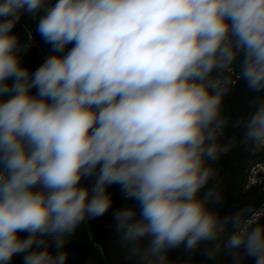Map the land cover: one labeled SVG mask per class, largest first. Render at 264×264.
Returning <instances> with one entry per match:
<instances>
[{"label":"clouds","instance_id":"1","mask_svg":"<svg viewBox=\"0 0 264 264\" xmlns=\"http://www.w3.org/2000/svg\"><path fill=\"white\" fill-rule=\"evenodd\" d=\"M24 13L51 45L35 71ZM238 150L264 153V0H0V264H67L110 209L122 264H264V206L221 212L216 164Z\"/></svg>","mask_w":264,"mask_h":264},{"label":"trees","instance_id":"2","mask_svg":"<svg viewBox=\"0 0 264 264\" xmlns=\"http://www.w3.org/2000/svg\"><path fill=\"white\" fill-rule=\"evenodd\" d=\"M23 22H26L29 27L34 29V35L38 41V43L32 47L27 65V67L35 71L44 61V58L40 54V46L42 45L50 55L52 54L51 45L45 44L41 39L35 30L38 20L33 19L31 14L28 13H24L21 16V20L13 29L15 33L19 34L21 45L28 38V31L22 24ZM68 47L70 48L71 45ZM252 95L253 93L247 90L242 82L238 85V90L227 101L228 107L234 117L238 118L246 111ZM234 131L236 130L229 128L226 130V133L230 137ZM259 159H264V153L253 154L250 151L238 150L217 162L216 167L219 169L220 175L224 180V202L223 205L220 206L222 214L233 215L246 206L251 205L256 208L260 206L264 200V191L245 188L247 170L252 162ZM108 191L111 193L115 205L121 207L125 204L118 185L111 186ZM133 207L136 206L133 204ZM136 211L138 218V207H136ZM232 231H234V228L230 223L227 226L222 240L226 241L228 235H230ZM26 235V233H21L22 237ZM50 243L49 241V244ZM63 250L69 253L67 262L74 260L85 263L87 260H92L94 264H122L119 236L115 231L114 225L108 228H101L92 220L85 221L77 228L68 243L65 244ZM170 257L176 264H182L185 259L189 258L192 260L193 264H227V255L223 249L211 260H207L200 254L187 257L180 251H172ZM10 264H22V257L20 255L15 256ZM245 264H254V262L247 260Z\"/></svg>","mask_w":264,"mask_h":264},{"label":"built area","instance_id":"3","mask_svg":"<svg viewBox=\"0 0 264 264\" xmlns=\"http://www.w3.org/2000/svg\"><path fill=\"white\" fill-rule=\"evenodd\" d=\"M22 24L24 25V27H26L27 30L31 31L32 37H33V43H32V46L29 48V50L27 52H24V51L20 52V55L23 61L25 55L30 54L32 47L36 43H38V41L34 35V29L29 27L26 22H23ZM27 42H28V38L22 43V45L26 44ZM245 188L246 189H258L260 191H264V159L256 160L250 164L247 170ZM260 206H264V200L262 201Z\"/></svg>","mask_w":264,"mask_h":264},{"label":"rangeland","instance_id":"4","mask_svg":"<svg viewBox=\"0 0 264 264\" xmlns=\"http://www.w3.org/2000/svg\"><path fill=\"white\" fill-rule=\"evenodd\" d=\"M40 51H41L40 54L42 55L44 59L46 56L49 55L48 51L44 47H42V45L40 46ZM29 56H30L29 54L25 55L24 60H23V64L26 67L28 65ZM112 207L116 208L118 206L113 203ZM92 221L101 228H108L109 226L113 225V221L111 219V209L104 216L97 218V219H93ZM67 264H94V262L92 260H87L85 263H83V262H77V261L71 260L67 262Z\"/></svg>","mask_w":264,"mask_h":264}]
</instances>
